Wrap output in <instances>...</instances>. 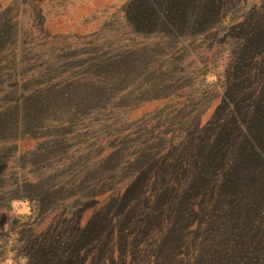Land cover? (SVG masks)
Listing matches in <instances>:
<instances>
[{"label":"trees","instance_id":"1","mask_svg":"<svg viewBox=\"0 0 264 264\" xmlns=\"http://www.w3.org/2000/svg\"><path fill=\"white\" fill-rule=\"evenodd\" d=\"M110 1L36 0L27 17L10 16L3 26L15 21L23 33L24 19L33 20L30 29L42 21L44 33L22 45L42 51L44 124L48 113L64 118L51 126L55 135L62 139L76 117H121L108 121L95 157L82 164L77 157L89 156L87 148L72 155L79 166L60 182L50 178L59 169L55 155L37 151L39 172L52 167L27 178L38 186L34 207L42 219L20 233L17 251L29 264H264V0ZM114 9L132 31L127 44L82 43L86 31L98 33L94 14ZM187 49L206 53L207 66L222 62L221 105L233 100L232 121L185 123L179 138L169 137L175 119L166 117L181 116L206 91L148 56L169 50L164 57L175 67ZM73 53L79 61L65 70ZM106 106L111 113L103 114ZM136 117L144 122L137 132ZM39 129L27 127L17 139L38 147Z\"/></svg>","mask_w":264,"mask_h":264},{"label":"rangeland","instance_id":"2","mask_svg":"<svg viewBox=\"0 0 264 264\" xmlns=\"http://www.w3.org/2000/svg\"><path fill=\"white\" fill-rule=\"evenodd\" d=\"M33 1L36 0H3L1 1V6L4 8L3 13H0V261L7 257L9 251H14L16 253V258L23 256L22 253L17 251V238L21 232H26L28 227L31 226V222L34 220L42 219V211H36V200L34 197L38 195V192L35 190L38 186L28 185L29 182L27 178L34 176V173L39 175H44L52 167L51 163L45 168V170H39L35 167L37 163V151L44 149L47 152H51L55 157L52 162L57 163L56 168H59L57 173L50 177L53 182H60L63 180V177L73 174L74 167L79 166L77 164L78 160H71L72 155L76 154L87 148L86 153H90L89 156L82 157L79 154L77 158L79 160L93 158L97 154V142L99 139H104V134L108 129H105L108 126V121L117 122L121 120L119 116H102L99 114L96 116H88L84 120L76 117L71 127H66L65 130L60 132V136L55 135L52 132L51 126H55L57 120H64V118L57 119V115L48 113L47 124L45 125V113L48 110V106H43L41 100L40 92H44V87H42L44 82L48 80L45 78L44 71L46 69V62L43 57H40L41 52L30 50L27 44L22 45V42H30L33 40L34 35L38 34V31L43 32L42 21H37L34 29H30L33 20L29 18L24 19L27 23L28 28L23 30V33L19 27L15 24L12 26L8 24V29L3 28L5 23H7L11 17L17 15V21L19 22L18 16H25V14L30 8H33ZM110 1V0H108ZM260 1V0H258ZM110 2H122V0H111ZM120 3L119 5H121ZM123 6V5H122ZM100 8H104L101 6ZM113 14L106 16H101L100 13L94 14L96 20L94 21V28L98 29V33L88 32L84 33V39L81 40L82 43L92 45L94 42L97 43H107L109 46H121L127 44L126 40L131 38V30L126 29L124 23L123 14L115 13L114 9ZM7 14L9 17H7ZM16 20V19H15ZM35 20V19H34ZM18 28V29H17ZM44 33V32H43ZM69 37L61 38L62 43L68 44ZM44 40V37L40 35L38 37V42ZM96 49L98 47H95ZM88 50V48H84ZM173 51V50H172ZM62 52H60L61 54ZM163 54L156 55L151 53L148 57H158L162 63L169 66L165 70L173 69L176 70L175 73H171L172 78H186L184 84H188L193 89L204 90L206 91V98L195 100L196 104H193V107L186 110L181 116L173 117L174 114L166 117L167 119L175 120L172 123L174 125H168L170 130L169 137L176 136L179 138V130L190 123L195 124L198 128L207 127L208 124L212 122V119L217 117L222 119V123L231 122L229 121V112H232L233 100L229 99L225 105H221V92L223 91L222 86V74L223 68L220 66L222 62L215 64L214 67L207 66L205 61L201 60L204 54L199 52L191 51L189 49L182 52L181 55V65L175 64V67H171L168 57H164L166 54H170L169 50L162 52ZM199 55V58H197ZM207 58V55H206ZM69 59L71 64L65 70H70L78 63L79 59L76 58L74 53L70 55ZM209 65V64H208ZM208 72H206V69ZM79 70V69H78ZM183 72L180 73V71ZM153 71V70H151ZM209 73H215L217 79L214 83H207V76ZM110 81L111 78L108 76L105 79ZM189 80V81H188ZM179 90V89H177ZM207 91H212L211 95H208ZM175 94L185 95L186 93L181 94L180 91H174ZM214 96V97H213ZM213 97V98H212ZM173 101L170 106L171 110L175 108ZM35 104V105H33ZM192 104V103H190ZM36 106V107H35ZM99 106V105H98ZM104 113H111V107L106 106ZM52 115V116H51ZM143 118L136 117L134 121V126L137 130L140 131L144 122ZM187 121V122H186ZM113 124V122L111 123ZM146 124V123H145ZM24 126L30 127L33 129L38 126L39 137H41L40 145L37 147V143L29 141L28 134L26 138L29 142H24L17 139L19 134L27 133V127L23 130ZM58 129V128H57ZM20 130V131H19ZM165 130V128H161ZM19 131V132H18ZM58 131V130H57ZM167 131V130H165ZM239 133H237V136ZM70 140L68 143H62L63 139ZM30 145V152L27 151L25 145ZM36 145V146H35ZM170 145L163 143L159 147L165 148ZM34 147H37L34 149ZM21 153H26L24 156ZM22 158V159H21ZM71 160V161H70ZM68 161H70L68 165ZM92 161V160H91ZM73 162V163H72ZM84 161H82V164ZM83 168V166H82ZM48 175V174H47ZM46 179V178H45ZM26 184H25V183ZM29 199L32 202L34 216H29L26 219L15 218L8 216L5 213V209L11 210L10 202L13 199ZM35 206V207H34ZM45 206V205H44ZM37 209V208H36ZM44 214H48L47 207H43ZM36 211V213H35ZM47 226V225H46ZM42 226V227H46ZM15 237V242L10 247V241ZM260 257V256H258Z\"/></svg>","mask_w":264,"mask_h":264},{"label":"clouds","instance_id":"3","mask_svg":"<svg viewBox=\"0 0 264 264\" xmlns=\"http://www.w3.org/2000/svg\"><path fill=\"white\" fill-rule=\"evenodd\" d=\"M223 70L222 68L220 69ZM207 83L212 84L216 81L217 76L215 73H209L207 76ZM11 210L5 209V213L8 216L15 217V218H23L26 219L27 217L31 216L33 213V206L32 202L25 198V199H13L10 202ZM15 242V237L10 241V247ZM0 264H29V257L24 255L20 256L18 259L16 258V253L14 251H9L7 257L0 261Z\"/></svg>","mask_w":264,"mask_h":264}]
</instances>
